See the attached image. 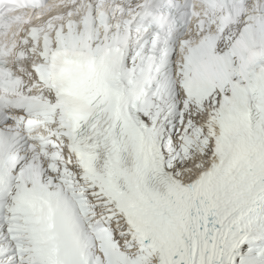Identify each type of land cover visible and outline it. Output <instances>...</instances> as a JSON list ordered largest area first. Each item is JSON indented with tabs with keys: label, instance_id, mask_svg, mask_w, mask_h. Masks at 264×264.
Returning <instances> with one entry per match:
<instances>
[{
	"label": "snow or ice",
	"instance_id": "6c2138e0",
	"mask_svg": "<svg viewBox=\"0 0 264 264\" xmlns=\"http://www.w3.org/2000/svg\"><path fill=\"white\" fill-rule=\"evenodd\" d=\"M0 264H264V0H0Z\"/></svg>",
	"mask_w": 264,
	"mask_h": 264
}]
</instances>
